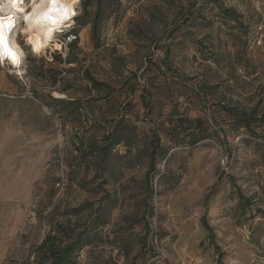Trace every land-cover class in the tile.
<instances>
[{"label": "rangeland", "instance_id": "374dc122", "mask_svg": "<svg viewBox=\"0 0 264 264\" xmlns=\"http://www.w3.org/2000/svg\"><path fill=\"white\" fill-rule=\"evenodd\" d=\"M220 3L225 22L201 0H109L95 41L94 8L77 19L69 63L0 66V264H31L55 224L85 234L77 264H264V139L221 109L264 112V0Z\"/></svg>", "mask_w": 264, "mask_h": 264}, {"label": "clouds", "instance_id": "9594fccd", "mask_svg": "<svg viewBox=\"0 0 264 264\" xmlns=\"http://www.w3.org/2000/svg\"><path fill=\"white\" fill-rule=\"evenodd\" d=\"M83 13V0H0V66L23 78L29 55L66 58Z\"/></svg>", "mask_w": 264, "mask_h": 264}, {"label": "trees", "instance_id": "16d2710c", "mask_svg": "<svg viewBox=\"0 0 264 264\" xmlns=\"http://www.w3.org/2000/svg\"><path fill=\"white\" fill-rule=\"evenodd\" d=\"M198 1V0H196ZM205 3L209 2L214 4L219 8L220 14L223 18V22L225 19L231 17L234 14V11L230 9H225L222 7L220 0H201ZM109 0H83V8L84 15L88 14L89 8H94V12L92 14L91 21V39L96 40L97 35L101 30V25L103 21L106 19V9L109 6ZM201 10L199 11L200 14ZM194 15L189 13L184 19L185 22H192L196 24L198 22H203L200 15ZM82 18V17H81ZM80 17L78 18V20ZM258 30V29H257ZM98 42V41H97ZM69 56V55H68ZM216 57L215 54H212V58ZM58 57L55 56V60ZM69 63V58H66L65 63ZM49 74H58L64 72L62 69L59 71L56 70H48ZM55 79V77H54ZM90 81V80H89ZM92 86L97 85V83L90 81ZM102 86V85H100ZM52 102H57V100L51 99ZM73 102H70L69 105H73ZM223 113L232 120V128L233 131L237 134V136H241L243 134H248L250 137L261 138L264 139V112L260 115L257 114L256 111H246L244 108L235 109L230 107H221ZM80 109H77L75 112H78ZM178 123L177 128L178 131H181L184 136L188 137L189 142L192 146H196L198 143L206 140L209 136V132L203 126V121L199 118L189 119L187 116H180L177 119ZM172 129H176V127H172ZM103 142H107V147L112 148L120 144L118 139H111L108 136L103 137ZM158 149H154L152 154H156ZM156 158V155L153 156L151 163ZM153 167H150V170ZM220 181V179H219ZM216 185H214L206 199L210 198L212 193H215ZM203 227L210 231L209 227L206 226V223H202ZM63 227L60 224H55V229L48 232L39 245H37L34 249L33 253V262L31 264H77V259L79 258V252L85 248L88 243L85 241V234H80L74 238H70L67 235L63 234ZM211 238L214 236L209 234Z\"/></svg>", "mask_w": 264, "mask_h": 264}, {"label": "built area", "instance_id": "2783aa9c", "mask_svg": "<svg viewBox=\"0 0 264 264\" xmlns=\"http://www.w3.org/2000/svg\"><path fill=\"white\" fill-rule=\"evenodd\" d=\"M79 17H77L76 19H78ZM78 28V25H76L72 31V34H74L76 36V39L72 41V43L69 45V48L75 44L78 40H79V35H78V32H76V29ZM263 32H264V23H261L258 27V35H259V38L261 39L263 37ZM258 44H260V40L258 42ZM56 56L58 58H60L61 60L65 61V57L61 56L59 53H53V57ZM53 61V59L51 60V62Z\"/></svg>", "mask_w": 264, "mask_h": 264}]
</instances>
